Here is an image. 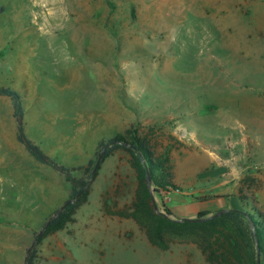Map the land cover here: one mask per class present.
<instances>
[{"label":"rangeland","instance_id":"obj_1","mask_svg":"<svg viewBox=\"0 0 264 264\" xmlns=\"http://www.w3.org/2000/svg\"><path fill=\"white\" fill-rule=\"evenodd\" d=\"M0 87L19 93L26 135L61 163L97 159L120 135L167 167V200L150 183L161 212L241 208L264 220V0H0ZM88 182L32 264H210L179 236L152 244L129 216L128 151L102 158ZM70 198L16 140L0 93V264H23Z\"/></svg>","mask_w":264,"mask_h":264},{"label":"trees","instance_id":"obj_2","mask_svg":"<svg viewBox=\"0 0 264 264\" xmlns=\"http://www.w3.org/2000/svg\"><path fill=\"white\" fill-rule=\"evenodd\" d=\"M0 93H10L16 140L37 162L52 168L70 184V199L73 201L67 199L62 210L44 228V234L57 231L63 228L75 210L86 201L88 181L99 169L98 165L93 173L97 159L90 158L84 165L69 166L47 154L25 133L24 107L19 93L3 87H0ZM124 141L122 136L117 135L108 141L112 146L106 147L107 143H100L101 146L106 147L102 158L118 148L130 153V163L136 174L137 188L129 216L137 222L152 244L167 249L171 237L179 236L196 244L210 264H256L258 258L259 264H264V220L260 214L241 208H229L220 214H216L220 211L218 210L211 216L205 213L189 219L172 216L167 207L163 214L156 212L152 204L150 184L147 183V172L154 190L170 191L167 187H170L172 182L167 167L154 159L152 153L143 144L133 145V148H130L122 144ZM75 171H81L82 175L76 176ZM205 198V196L199 197V199ZM42 236H35V241L39 242ZM32 260L33 254L27 264H32Z\"/></svg>","mask_w":264,"mask_h":264},{"label":"water","instance_id":"obj_3","mask_svg":"<svg viewBox=\"0 0 264 264\" xmlns=\"http://www.w3.org/2000/svg\"><path fill=\"white\" fill-rule=\"evenodd\" d=\"M122 143H123L124 145L130 146V144H129L128 142H126V141H124V142H122ZM104 150H105V148H103V149L101 150V152H100V154H99V156H98V158H97V161H96V164H95V168L93 169V173L95 172L96 167L100 164V161H101V159H102V156H103ZM150 182H151V177H150L149 173L147 172V183L150 184ZM69 201H73V199H69ZM152 204H153L154 209L156 210V212L163 214V212H161V211L158 209V207H157V205H156V203H155L154 200H152ZM64 205H65V204H63L62 206H60V207L57 209V211L55 212V214H54L53 216H51V218H50V219L44 224L43 229H41V230L36 234V237H40V236L42 235V233H43V231H44V228L48 225L49 221H50L51 219H53V217H55L56 215H58V213L62 210V208H63ZM226 210H227V209H225V210H220V211H219L218 213H216V214L223 213V212L226 211ZM211 215H213V214H210L209 216H211ZM189 219H191V218H189ZM35 242H36L35 239H33L32 242H31V245L27 248L26 259H25V262H24L23 264H27V261H28V257H29L30 251H31V249L33 248ZM257 254H258V252H257ZM256 264H259V258H258Z\"/></svg>","mask_w":264,"mask_h":264},{"label":"crops","instance_id":"obj_4","mask_svg":"<svg viewBox=\"0 0 264 264\" xmlns=\"http://www.w3.org/2000/svg\"><path fill=\"white\" fill-rule=\"evenodd\" d=\"M172 191V190H171ZM171 191H168L167 193H166V200H167V194L169 193V192H171ZM177 192H179L180 194H184V195H186V196H190L188 193H184L183 192V190H177L175 193H177ZM192 198V197H191ZM207 198V197H206ZM192 199H199V198H192ZM200 200H202V199H200ZM208 214H213V213H208ZM191 218H195L197 215L195 214V213H190V214H188ZM172 216H174V217H177V216H175L173 213H172Z\"/></svg>","mask_w":264,"mask_h":264}]
</instances>
